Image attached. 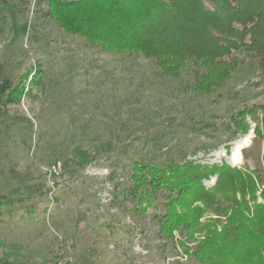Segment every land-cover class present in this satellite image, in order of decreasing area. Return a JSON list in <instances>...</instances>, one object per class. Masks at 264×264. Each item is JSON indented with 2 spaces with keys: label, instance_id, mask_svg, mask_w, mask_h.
<instances>
[{
  "label": "rangeland",
  "instance_id": "obj_1",
  "mask_svg": "<svg viewBox=\"0 0 264 264\" xmlns=\"http://www.w3.org/2000/svg\"><path fill=\"white\" fill-rule=\"evenodd\" d=\"M19 9L18 0H0V77L28 90L20 103L0 105V260L201 264L179 231L173 239L160 233L164 191L136 188L133 162L189 152V160L226 161L264 175V139L255 138L250 117L243 158L230 160L246 136L234 135L231 117L264 104L257 60L239 51L242 64L232 78L201 95L191 89L192 62L172 78L152 59L104 52ZM39 62L42 84L30 85ZM258 115L264 133V112ZM206 216L201 222L216 217ZM194 240L186 245L193 249Z\"/></svg>",
  "mask_w": 264,
  "mask_h": 264
},
{
  "label": "trees",
  "instance_id": "obj_2",
  "mask_svg": "<svg viewBox=\"0 0 264 264\" xmlns=\"http://www.w3.org/2000/svg\"><path fill=\"white\" fill-rule=\"evenodd\" d=\"M18 2L19 12L25 16L32 13L51 19L104 52L152 59L172 78H179L192 62L195 80L191 89L201 95L211 94L232 78L242 64L237 54L241 50L257 60L258 84L264 83V0ZM42 73L39 62L29 84H42ZM27 93L24 83L0 77V105L18 104ZM259 112H264V104L244 106L233 115L229 127L235 128L234 135L249 133L250 117L256 122L255 138L264 139ZM188 154L170 155L162 162H133L136 188H145L147 193L164 191L165 213L158 216L160 233L173 239L179 231L186 238L181 240L186 251L201 264H264L262 170L235 167L226 161L200 163L189 160ZM211 176H217L216 184L207 187L203 180ZM258 191L262 202H258ZM206 213L216 217L201 222ZM197 234L200 237L195 238ZM191 239L196 242L193 249L186 245ZM0 264L13 263L0 260Z\"/></svg>",
  "mask_w": 264,
  "mask_h": 264
},
{
  "label": "bare ground",
  "instance_id": "obj_3",
  "mask_svg": "<svg viewBox=\"0 0 264 264\" xmlns=\"http://www.w3.org/2000/svg\"><path fill=\"white\" fill-rule=\"evenodd\" d=\"M249 134H247L245 137H242L241 139L237 140L235 143V147L233 150V154L230 157V160L233 164H238L242 160V148L243 146L249 141Z\"/></svg>",
  "mask_w": 264,
  "mask_h": 264
}]
</instances>
